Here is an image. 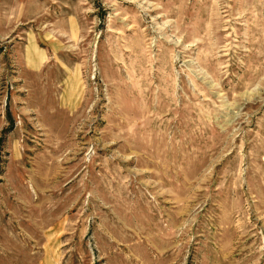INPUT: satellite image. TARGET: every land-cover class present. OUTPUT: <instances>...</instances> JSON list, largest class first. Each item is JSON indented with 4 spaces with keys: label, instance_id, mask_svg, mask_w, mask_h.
Masks as SVG:
<instances>
[{
    "label": "rangeland",
    "instance_id": "rangeland-1",
    "mask_svg": "<svg viewBox=\"0 0 264 264\" xmlns=\"http://www.w3.org/2000/svg\"><path fill=\"white\" fill-rule=\"evenodd\" d=\"M0 264H264V0H0Z\"/></svg>",
    "mask_w": 264,
    "mask_h": 264
}]
</instances>
